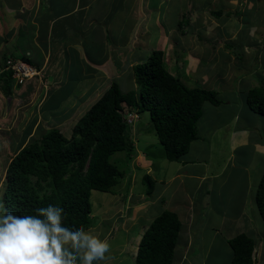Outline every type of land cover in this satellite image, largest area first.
<instances>
[{
  "label": "rangeland",
  "instance_id": "374dc122",
  "mask_svg": "<svg viewBox=\"0 0 264 264\" xmlns=\"http://www.w3.org/2000/svg\"><path fill=\"white\" fill-rule=\"evenodd\" d=\"M167 1L169 4L164 10ZM143 2H148V6L153 8L158 15V23L156 19L141 23L146 26L145 34L140 38L141 41L145 42L144 45L151 47L149 51L157 48L168 50L169 56L164 59V64L168 70L173 74H179L181 80L189 86L215 90L221 100L219 107H211L208 103L206 104L205 115L201 116L199 120L197 135L201 131L211 130L221 124L218 122L220 117H226L229 114L228 104L238 102L239 108L247 107V102L243 99L246 88L264 86V0H143ZM176 2L181 6L177 7ZM133 3L131 1L125 4L124 10H121L117 17L122 16L123 18L126 17V20L134 21L136 11L132 12V10L136 6ZM219 8L222 9L223 13L227 11L229 13L219 17L211 15L210 11ZM140 10H143V5L140 6ZM139 16H143L146 20L151 19L146 13L144 15L139 14ZM181 17L188 19V23L182 24L180 28L185 30L183 32L173 28L174 19ZM165 24L170 28L168 33L164 28ZM114 25L113 23V29L115 28ZM125 25L129 28L132 24H123V29L117 33L123 42H125L128 33L124 29ZM137 32H139V25L134 34ZM148 55L145 56L144 60L147 59ZM260 58H262L263 63L259 61ZM257 67L258 72L255 71ZM68 70H70V77L73 75L72 72H78V68ZM116 78L115 80L108 78L106 86L111 81H115L122 90H128L129 73L124 71V74L121 73ZM131 84L134 87V78L133 82L131 80ZM42 85L45 86V83ZM74 88L78 87L63 85L60 89L53 90L51 101L68 102L70 91ZM101 88L99 86L96 93H92V97L86 103L84 102L85 111L100 96L99 94L103 90ZM232 97L237 98L238 101L232 100ZM84 98L86 97H82L79 101ZM76 104L77 100L74 107ZM207 107L209 111L214 108L215 112L210 114ZM224 109L227 110L220 115L221 110ZM254 113L260 115L262 119V125L257 122V131H260L264 126V117L261 113ZM64 114L67 119L62 120L60 129L62 128L64 135L68 136L70 135L69 128L78 116L74 115L68 119L72 113L66 112ZM127 116L131 120L137 117L132 114H127ZM144 117H147L146 112L140 116V120H137L143 122H137L133 128L134 149L131 155L126 157V163L122 164L126 159L124 152H117L112 156L113 159L117 160V164H122L123 177L120 184L112 188L111 192L91 191V213L93 216H100L95 218L98 226L91 229L98 231L101 234V239L108 238L111 244L110 254L115 257L107 264H131L134 261L131 238L137 234V239L140 238L141 231L148 226L150 220L164 209L172 210L178 215L181 222V234L178 235L181 239L179 241L183 239V232L188 221L189 230L193 236L192 252H195V248L197 249L196 252L200 249L198 246L200 237L198 235L202 234V239L210 238L212 231L207 227L217 224L222 237L244 232L254 238L256 243L259 240V244L261 242L264 244L263 223L255 199L256 185L263 171L264 158L260 157L259 159L258 172L250 174V178L254 181L251 182V185L253 184L251 193L246 197L251 198L250 202L246 204L247 211L240 210V206L244 203L243 199L236 193L240 188L239 186L244 184L243 181L238 180L240 176L232 179L228 176L229 173L225 174L223 171L222 175L224 176L214 178V174L210 181L206 179L209 181V185L213 184V188H206L204 187L205 182L199 183L198 181L199 175L210 174L214 170L211 165L206 167L202 158L203 155L208 154L209 157H205L206 163L213 161L211 146L202 144L201 146L204 148L200 150V144L192 142L190 150L179 161H168L163 156L162 145L149 122H144ZM241 119L244 120L243 113H241ZM42 130L43 127L39 126L37 131L28 137L27 141L38 136V132ZM199 135V139L202 140L201 134ZM208 136L211 137L212 133L208 132ZM18 148L17 143L12 142L6 154L0 157V195L4 183L6 161L17 152ZM192 159L195 161L194 163H190ZM215 161L217 167L214 166V168L219 170L223 160L216 158ZM235 171L238 172L239 170ZM145 172L154 181V187L149 196L145 194L146 183L141 181ZM241 177L245 178V173ZM164 181L169 184L166 185V190L160 194L159 200L150 203L143 209L141 208L136 212V215H134L136 206L133 204L130 206L133 207L134 212L126 213L123 211L128 205V200L136 203V201L148 199L152 202V198L156 196L155 193L163 186L161 184ZM110 193H115V195L112 197ZM128 193H131L132 197L127 198L126 203L125 198L122 199V205L115 209L120 204L123 195ZM114 209L117 210V215H114ZM200 223L207 224V226H201ZM139 227L142 229L139 230ZM135 242V247L133 244L134 249H136L138 241ZM206 264H210V262L207 260Z\"/></svg>",
  "mask_w": 264,
  "mask_h": 264
},
{
  "label": "crops",
  "instance_id": "0c3cea01",
  "mask_svg": "<svg viewBox=\"0 0 264 264\" xmlns=\"http://www.w3.org/2000/svg\"><path fill=\"white\" fill-rule=\"evenodd\" d=\"M131 1L136 6L132 10V12L136 11L134 21L126 20V17L123 18L122 16L117 17L119 12L124 10L125 4ZM167 4L169 1L166 2L164 10H166ZM141 5H143L142 11L140 10ZM178 6L181 4H177ZM145 13L151 19L146 20L143 16H139V14L144 15ZM157 16L156 11L148 6V2H143V0H0V157L6 154L12 142H16L19 148L23 146L28 137L35 133L39 126L43 127V130L38 132L41 134L50 127L60 128L62 120L67 119L64 113H72L68 117L69 119L85 112L86 101L92 97V93H96L99 86L103 90L107 87L108 78L115 80L121 73L124 74V71H127L130 76V84H128L127 89L132 87L133 66L143 61L151 49L150 46H145V42L140 39L146 32V26L141 23L155 19L157 21ZM113 23L115 24L114 29L112 28ZM126 23L132 25L129 28L124 26L128 33L125 42H123L117 33L123 29V24ZM173 23V28L179 31V28L176 27V18ZM138 25L139 32L134 34ZM164 28L168 33L169 26L165 24ZM162 50L164 60L169 55L167 54L168 50ZM147 51L149 52L147 53ZM6 57L28 58L30 64L41 71L40 76L42 77L37 76L23 84H15L14 81H11L10 86L7 85V71L1 72L2 63ZM259 61L263 63L262 58ZM75 68H78V72H72L73 75L70 77V70L68 69L74 70ZM255 71L258 72V67ZM103 82L105 83L102 84ZM43 83L45 86L42 85ZM63 85L78 88L70 91L68 102L51 101L53 90L60 89ZM83 86L84 88H82ZM84 96L86 98L81 100L82 102L79 101ZM243 99L245 100V98ZM76 100L77 104L74 107ZM232 100L238 101L235 97H232ZM209 105L211 107L220 106V104L217 106ZM228 105L229 114L226 117H220L218 122L221 124L211 130L201 131L197 138L192 141L200 144V150L204 148L201 146L202 144L211 146L213 153V161L209 163H206L205 160V157H209L208 154L202 157L203 164L206 167L211 165V168L214 169L213 172L199 175L198 181L199 183L205 182L204 187L206 188H213V184L209 185V181L214 174L213 177L215 178L221 176L224 171L225 174L229 173L228 176L234 179L245 173V178H238L244 184L239 186L240 188L236 193L244 201L240 210L247 211L246 204L250 202L251 198L246 197L251 193V186L253 187L251 182L254 181L250 178V174L258 172L259 159L260 157L264 158V126L260 131H257V122L262 125V119L248 106L239 108L238 102ZM205 106L206 104L201 116L205 115ZM207 110L210 114L215 112L214 108L209 111L207 107ZM226 110H221L220 115ZM241 113H243L244 120L241 119ZM199 123L198 121V125ZM208 132L212 133L211 137L208 136ZM199 134H201L202 140L199 139ZM216 158L223 160L219 170L214 168V166L217 167ZM194 162L193 159L190 161V163ZM159 182L161 181L159 180ZM168 184L165 181L161 184L163 186L155 193L156 196L152 198V202L148 199H142L133 203L131 200L127 201V198H131L132 194H124L120 199V204L115 209L122 205V199L125 198L124 201L125 203L127 201L128 205L123 211L126 213L134 212L133 207L130 206L133 204L136 206L134 214L136 215V212L141 208L143 209L150 203L159 200L160 194L166 190ZM110 194L112 197L115 195V193ZM115 209L113 212L114 215H117L118 212ZM121 216L118 217L121 218ZM200 225L207 226L204 223ZM96 226L98 223L94 228ZM207 228L212 231L210 238L202 239V234H199L198 246L200 249L196 252L197 249L195 248V252H192L193 236L187 221L181 241H179L181 239H179L181 234L179 232L172 264H206L207 260L210 264H227L231 257L227 238L232 235L220 236L218 224ZM140 229L142 228L139 227ZM137 237L138 234L131 238L134 247L135 241L139 240ZM216 242L217 245H215ZM133 244L131 248L132 252L135 253L136 249L133 248ZM263 246L264 244L262 242L259 244L258 240L254 250L255 264H264ZM109 255L110 258L106 264L115 258L111 254ZM97 264H105V262H97Z\"/></svg>",
  "mask_w": 264,
  "mask_h": 264
},
{
  "label": "trees",
  "instance_id": "16d2710c",
  "mask_svg": "<svg viewBox=\"0 0 264 264\" xmlns=\"http://www.w3.org/2000/svg\"><path fill=\"white\" fill-rule=\"evenodd\" d=\"M210 12L215 17L229 13H223L221 8ZM186 23L188 19L181 17L176 27L180 29ZM163 55L162 48L154 49L146 60L133 66L134 87L122 90L111 81L83 115L73 121L70 135H64L59 127H50L21 146L6 161L0 202L17 214H31L35 208L48 204L58 205L65 210L66 224L94 227L98 222L97 216L90 215L91 191L111 192L120 184L121 166L134 149L133 128L143 122L137 120L144 112L148 117H144V122L148 121L156 134L164 158L179 161L198 136L204 105L217 106L221 100L215 90L184 83L179 74L167 69ZM23 60L30 63L28 58ZM6 73L10 86L12 78ZM245 100L250 110L264 117L263 86L249 87ZM127 114L137 117L128 121ZM117 152L126 155L122 164L112 158ZM141 181L146 183L145 194L149 196L154 181L147 172ZM255 199L264 236V167ZM180 229L176 212L162 210L141 231L131 264H172ZM227 243L231 249L227 264H255L254 238L240 232L227 238Z\"/></svg>",
  "mask_w": 264,
  "mask_h": 264
},
{
  "label": "clouds",
  "instance_id": "9594fccd",
  "mask_svg": "<svg viewBox=\"0 0 264 264\" xmlns=\"http://www.w3.org/2000/svg\"><path fill=\"white\" fill-rule=\"evenodd\" d=\"M110 253L107 237L66 224L65 210L58 205L17 214L0 202V264H106Z\"/></svg>",
  "mask_w": 264,
  "mask_h": 264
},
{
  "label": "built area",
  "instance_id": "2783aa9c",
  "mask_svg": "<svg viewBox=\"0 0 264 264\" xmlns=\"http://www.w3.org/2000/svg\"><path fill=\"white\" fill-rule=\"evenodd\" d=\"M9 72L12 80L16 84H23L25 81L40 76V70L32 64L20 58L7 57L4 59L1 72ZM42 77V76H40ZM131 119H128L130 121Z\"/></svg>",
  "mask_w": 264,
  "mask_h": 264
},
{
  "label": "bare ground",
  "instance_id": "6f19581e",
  "mask_svg": "<svg viewBox=\"0 0 264 264\" xmlns=\"http://www.w3.org/2000/svg\"><path fill=\"white\" fill-rule=\"evenodd\" d=\"M151 51H152V50H150L149 55H150ZM149 55H148V56H149ZM31 79H32V78H31Z\"/></svg>",
  "mask_w": 264,
  "mask_h": 264
}]
</instances>
